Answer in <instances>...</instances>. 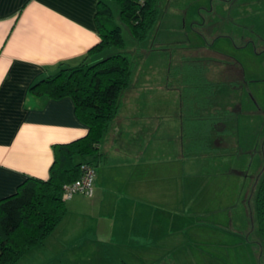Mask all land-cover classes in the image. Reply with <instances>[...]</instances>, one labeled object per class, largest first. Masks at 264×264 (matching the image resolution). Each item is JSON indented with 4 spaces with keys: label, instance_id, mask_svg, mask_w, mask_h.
I'll list each match as a JSON object with an SVG mask.
<instances>
[{
    "label": "crops",
    "instance_id": "1",
    "mask_svg": "<svg viewBox=\"0 0 264 264\" xmlns=\"http://www.w3.org/2000/svg\"><path fill=\"white\" fill-rule=\"evenodd\" d=\"M99 1L0 0V198L13 193L27 176L48 177L52 144L86 132L71 97L35 95L29 88L56 72L61 62L63 66L76 64L99 40L95 19ZM206 6L201 5L197 12L207 14ZM187 13L183 11V15ZM176 20L172 18L170 23ZM195 21L197 18L191 22ZM207 51V55L202 54L205 50L199 55L213 60L218 54L212 48ZM230 64L236 67L238 61ZM207 67V78L219 83L212 104L201 114L216 108L233 111L229 119L211 123L212 152L183 151L182 104L177 85H171L177 78H165V66L160 74V65H147L141 78L132 80L123 92L121 109L101 142L108 158L95 170L93 194L76 193L67 199V211L55 230L15 264L160 262L148 260L147 254L152 247L157 248L154 254H166L164 242L179 230L173 226L180 219H175L177 208L195 194L190 195L194 171L187 170L192 156L214 153L215 163L218 159L230 163L234 157L228 154L225 135L235 129L238 132L241 116L247 115L239 113L244 98L238 83L243 73L231 77L228 72L219 78L214 76V67ZM169 115L178 121L175 134L167 130ZM187 142L193 144L190 139ZM167 212L172 215L169 221Z\"/></svg>",
    "mask_w": 264,
    "mask_h": 264
},
{
    "label": "rangeland",
    "instance_id": "2",
    "mask_svg": "<svg viewBox=\"0 0 264 264\" xmlns=\"http://www.w3.org/2000/svg\"><path fill=\"white\" fill-rule=\"evenodd\" d=\"M161 4L166 13L161 11L145 41L134 42L123 30L136 65L132 80L141 78L147 65L153 63L160 65V74L165 66V78L170 79V63L201 57L203 50L202 54L207 55V49L212 48L218 53L209 62L215 77L228 72L231 77L243 73L238 83L244 98L239 113L247 115L241 116L238 132L235 129L225 135L228 154L234 157L230 163L220 159L215 163L214 153L192 156L187 170L194 171L190 178L195 186L190 195L195 194L182 200L184 205L177 208L175 219H180L173 226L179 230L164 242L167 253L154 254L157 248L152 247L147 259L160 260L156 264H264V244H260L253 194L264 173V0H162ZM206 4L209 10L203 16L207 15L208 28L205 23L191 22L194 18L200 20L197 11ZM185 10L187 15H183ZM172 18L178 20L173 27ZM230 60L238 61V66L216 64ZM229 97L230 101L235 100L234 96ZM170 115L167 130L175 134L174 124L178 121ZM172 141L175 142L174 137ZM99 167L95 165V170ZM166 217L169 221L172 215L167 212ZM132 261L129 258V263Z\"/></svg>",
    "mask_w": 264,
    "mask_h": 264
},
{
    "label": "trees",
    "instance_id": "3",
    "mask_svg": "<svg viewBox=\"0 0 264 264\" xmlns=\"http://www.w3.org/2000/svg\"><path fill=\"white\" fill-rule=\"evenodd\" d=\"M161 10L160 0H100L95 11L99 40L76 64L63 66L61 62L56 72L30 86V92L35 95L54 99L71 97L75 113L87 130L81 136L52 144L53 159L48 177L27 176L13 193L0 198V264H15L55 230L67 211L66 200L76 194L63 197V187L81 176L82 163L95 170V165L107 161L101 142L121 109L122 94L132 83L135 69L123 30L128 31L132 41H145ZM200 16V20L193 23H205L208 28L207 16ZM210 61L203 56L181 58L171 65L170 75L177 78V83L171 82V85H177L182 104L185 153L212 152L211 123L229 119L233 114L232 110L221 108L201 114L212 104L219 83L206 76ZM188 139L193 144H189ZM94 181L95 174L93 184ZM253 194L260 244H264V173Z\"/></svg>",
    "mask_w": 264,
    "mask_h": 264
},
{
    "label": "built area",
    "instance_id": "4",
    "mask_svg": "<svg viewBox=\"0 0 264 264\" xmlns=\"http://www.w3.org/2000/svg\"><path fill=\"white\" fill-rule=\"evenodd\" d=\"M80 168L82 170L81 176L64 185L63 197L69 198L77 192L87 196L92 195L95 170L87 163H82Z\"/></svg>",
    "mask_w": 264,
    "mask_h": 264
}]
</instances>
